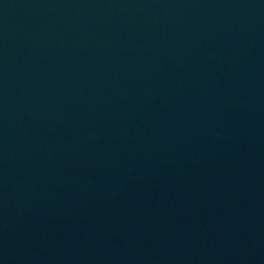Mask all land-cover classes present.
Returning a JSON list of instances; mask_svg holds the SVG:
<instances>
[{"label": "water", "instance_id": "1", "mask_svg": "<svg viewBox=\"0 0 264 264\" xmlns=\"http://www.w3.org/2000/svg\"><path fill=\"white\" fill-rule=\"evenodd\" d=\"M0 264H264V0H0Z\"/></svg>", "mask_w": 264, "mask_h": 264}]
</instances>
